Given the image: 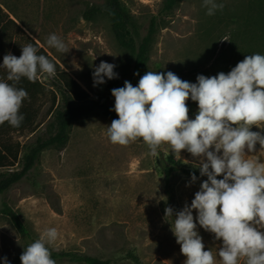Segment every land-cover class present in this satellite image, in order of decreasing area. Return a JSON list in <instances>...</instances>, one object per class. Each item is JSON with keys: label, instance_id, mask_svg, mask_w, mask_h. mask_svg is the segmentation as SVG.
I'll return each mask as SVG.
<instances>
[{"label": "rangeland", "instance_id": "374dc122", "mask_svg": "<svg viewBox=\"0 0 264 264\" xmlns=\"http://www.w3.org/2000/svg\"><path fill=\"white\" fill-rule=\"evenodd\" d=\"M121 1L143 35L152 17L163 18V0ZM250 1L216 0L224 8L209 16L203 0H181L169 15H164L166 27L158 30L152 45L150 69L164 74L171 71L182 80L197 83L198 75L228 73L246 56L264 55L259 33L255 34L259 40L254 44L256 53L246 50L244 37L253 35L246 24L256 23L249 19L254 16ZM104 2L0 0L91 94L100 87L94 86L93 72L101 61L114 64L118 78L112 80L121 81L129 77L133 64V55L117 42L106 14L87 16L92 7ZM51 34L65 42L67 53L47 45ZM40 81L48 85V90L38 98L41 109L35 128L13 133L22 145V155L38 137L49 134L54 119L49 89H57L56 78L42 76ZM192 102L189 99L187 104ZM197 113L198 104L190 118L195 119ZM112 121L100 113L76 121L66 147L44 150L27 175L0 196V208L7 203L17 210L36 238L55 227L59 238L49 247L56 251L111 259L112 264H184L187 258L167 221H172L171 217L166 218L165 176L160 160L200 171L198 159L186 150L181 152V159H176L170 148L154 157L142 139L128 146L114 145L107 136ZM251 130L264 134V129L256 126ZM260 149L257 143L256 152L249 153L248 158L264 162V150ZM15 168L21 169L22 161ZM204 180L197 177L192 182L191 176L182 173L175 176V213L191 205ZM197 215L193 210L194 218ZM196 223L205 250H211L216 264H220L222 240L205 231L198 219ZM23 242L9 217L0 212V264L5 257L9 263ZM130 253L137 255L138 261ZM57 264L78 263L62 260Z\"/></svg>", "mask_w": 264, "mask_h": 264}, {"label": "clouds", "instance_id": "9594fccd", "mask_svg": "<svg viewBox=\"0 0 264 264\" xmlns=\"http://www.w3.org/2000/svg\"><path fill=\"white\" fill-rule=\"evenodd\" d=\"M203 6L209 16L224 8L216 0H203ZM47 45L61 53L69 51L56 34L48 37ZM37 52L28 44L19 57L4 55L0 67L7 76L0 80V125L19 127L24 119L20 109L28 93L16 87L22 78L34 83L42 76L55 77V64ZM115 67L101 61L94 68V86L106 83L105 77L118 78ZM112 95L118 116L107 127L112 144L128 146L142 139L152 156L170 148L176 159L186 150L198 159L200 175L207 177L190 206L175 214L170 207L165 210L166 218H174L167 221L187 258L184 264H216L212 251L205 250L197 219L205 231L222 240L220 264H264V162L248 158L257 143L264 150V134L251 130L264 129V55L246 56L228 73L198 75L197 83L171 71H148L138 86L125 81L123 87L112 89ZM189 99L198 104L195 119L189 116ZM191 179L197 180L195 173ZM58 238L55 227L42 231L24 247L22 264H56L49 246Z\"/></svg>", "mask_w": 264, "mask_h": 264}, {"label": "trees", "instance_id": "16d2710c", "mask_svg": "<svg viewBox=\"0 0 264 264\" xmlns=\"http://www.w3.org/2000/svg\"><path fill=\"white\" fill-rule=\"evenodd\" d=\"M181 0H163L161 15L163 18L154 16L150 19L148 29L143 35L141 29L134 19L131 12L126 8L121 0H105L102 6L92 7L87 16L91 17L97 12L106 14L110 20L111 29L113 34L121 47L128 50L133 55V64L128 78L124 80H108L106 83L100 84L99 90L91 94L84 89L80 83L71 75L69 71L62 67L58 60L48 51L39 46V44L16 23L8 14L3 13L6 18L5 24H13L17 30L22 32L26 39L34 46L37 47V54L45 55L56 66V81L57 89L51 90V108L53 109L54 119L51 122L50 132L47 136H40L36 139L35 143L30 146L24 155L22 152V145L19 140L13 138L14 132L25 130H33L36 126L37 118L40 112V105L37 104L38 98L48 90V85L40 79L36 82H30L26 78H22L16 85L18 88H23L27 91L28 97L23 102L20 109L24 119L19 127H12L7 122L0 125V196L4 194L15 183L20 181L27 175L35 164L40 159L42 152L46 149L63 150L72 133L73 125L76 121L84 118L94 116L98 113L110 118L111 120L118 119L115 113V97L112 95V89L124 86L125 81H129L134 85L139 83V79L150 69L148 63L150 60V53L152 45L155 41L157 32L160 28L166 27L164 15H169L180 3ZM250 10L254 16L249 19L256 20V23L251 28L252 34L244 37L247 52L256 53L255 43L261 39V48H264V0H251ZM2 7L0 6V13ZM248 19V20H249ZM252 21V20H251ZM7 26L3 25L1 31H6ZM259 33V34H258ZM255 34H258L255 36ZM259 48V47H257ZM264 53V49L261 51ZM155 72V71H153ZM139 73V75H136ZM11 83V82H10ZM61 98L59 97V93ZM59 98L61 105H59ZM191 114L194 112L197 102L187 104ZM22 161V168L16 169L15 167ZM162 171L165 176V195L167 198L166 208L173 209L175 194L173 191V180L177 174H185L192 176L195 173L196 177L201 176L200 171L189 168H181L174 164L169 163L165 158L160 160ZM222 179V176L217 177ZM0 212L8 216L12 225L18 231L23 239V245L17 255L8 264H21L20 256L29 244L34 242V237L31 230L21 218L20 213L12 206L4 203L0 208ZM173 213L175 214L174 210ZM171 217V216H170ZM174 218L171 217V220ZM52 258L56 264L62 260L78 264H112L111 259H102L99 257L91 256L84 253L75 251H56L50 248ZM130 257L138 261V256L130 253Z\"/></svg>", "mask_w": 264, "mask_h": 264}, {"label": "crops", "instance_id": "0c3cea01", "mask_svg": "<svg viewBox=\"0 0 264 264\" xmlns=\"http://www.w3.org/2000/svg\"><path fill=\"white\" fill-rule=\"evenodd\" d=\"M0 6L2 7V11L0 13V65L3 64V57L6 54H13L17 57L22 55V46L31 44L24 34L20 31L17 30L16 26L13 24H5L7 21L8 17L12 18L16 21L18 25H20L21 28L29 35L32 37L38 44L39 46L44 47L49 54H51V50L49 48H46L41 42L29 31V29L24 26L20 20L11 12H9L1 3ZM3 13L8 14V17L3 15ZM3 25L7 26V30L1 31V27ZM7 76V71L5 68L0 67V80L6 79Z\"/></svg>", "mask_w": 264, "mask_h": 264}]
</instances>
